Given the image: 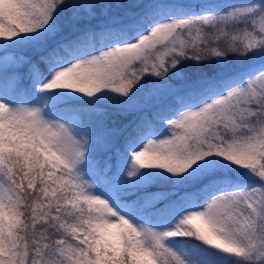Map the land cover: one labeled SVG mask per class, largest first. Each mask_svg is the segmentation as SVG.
<instances>
[{"label":"snow or ice","instance_id":"6c2138e0","mask_svg":"<svg viewBox=\"0 0 264 264\" xmlns=\"http://www.w3.org/2000/svg\"><path fill=\"white\" fill-rule=\"evenodd\" d=\"M0 264H264V0H0Z\"/></svg>","mask_w":264,"mask_h":264},{"label":"trees","instance_id":"16d2710c","mask_svg":"<svg viewBox=\"0 0 264 264\" xmlns=\"http://www.w3.org/2000/svg\"><path fill=\"white\" fill-rule=\"evenodd\" d=\"M155 111L154 107H149L148 109H146L147 115L151 118L152 113Z\"/></svg>","mask_w":264,"mask_h":264}]
</instances>
